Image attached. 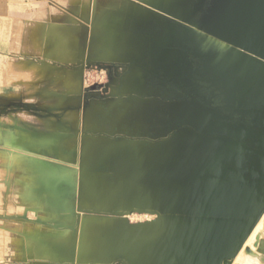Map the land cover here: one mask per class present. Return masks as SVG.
Returning <instances> with one entry per match:
<instances>
[{
    "label": "rangeland",
    "instance_id": "374dc122",
    "mask_svg": "<svg viewBox=\"0 0 264 264\" xmlns=\"http://www.w3.org/2000/svg\"><path fill=\"white\" fill-rule=\"evenodd\" d=\"M121 1L133 15L115 27L98 25L93 0L74 7V35L56 57L67 67H26L0 83V264H146L129 229L157 217L124 196L163 191L169 175L149 166L201 133L223 141L224 125L247 128L249 144L264 127V108L228 101L205 63L214 50L185 22L201 24L216 0ZM140 8L145 18L134 16ZM181 107L194 121L174 114ZM200 116L217 130L201 131Z\"/></svg>",
    "mask_w": 264,
    "mask_h": 264
},
{
    "label": "crops",
    "instance_id": "0c3cea01",
    "mask_svg": "<svg viewBox=\"0 0 264 264\" xmlns=\"http://www.w3.org/2000/svg\"><path fill=\"white\" fill-rule=\"evenodd\" d=\"M88 2L89 0H0V83H8L10 75L24 76L26 67L34 70L44 63L54 67H67V61L62 63L56 57L62 53L67 54V37L74 35V7L83 8ZM93 2V13L96 14L94 18L98 25L99 22L107 21L108 26L115 27L133 15L132 8L121 0ZM79 13L82 15L83 12ZM85 30L88 34V29ZM194 142L196 141H193V146L199 144V150L192 157V172L168 177L169 181H174L178 191H187L189 196L185 199L178 197L173 210L176 216L162 223L161 228L174 229L175 232L171 238L169 234L160 236L158 243L161 257L155 258L150 264H207L206 254L218 241L220 229L229 224V219L241 217L233 214L232 207H228L223 201L225 192L233 183L220 171H209L215 161V141L203 139L199 143ZM187 143H183L181 149L189 147V142ZM215 169L220 170V167L216 166ZM165 185L164 183L163 186ZM144 190L147 191L145 187ZM157 209L162 211L160 207ZM198 224L204 228V240L212 235V229L216 231L208 246L203 242L201 251H198L195 232ZM0 255L4 256L3 253ZM145 260L149 262L147 257Z\"/></svg>",
    "mask_w": 264,
    "mask_h": 264
},
{
    "label": "water",
    "instance_id": "95a60500",
    "mask_svg": "<svg viewBox=\"0 0 264 264\" xmlns=\"http://www.w3.org/2000/svg\"><path fill=\"white\" fill-rule=\"evenodd\" d=\"M143 2L147 3L146 1ZM235 14H240L242 20H238L235 25H232L229 19L232 17L231 15ZM185 22L202 33L206 50H214V52H209L208 60L205 63L207 67L213 68L214 82L219 81L221 86L226 89L228 101L235 103L238 109L247 111L263 109L264 0H216L210 10V15L206 16L201 24ZM196 126L201 128V131L210 133L217 130L214 123V130L203 128V125L200 127L198 123ZM230 128L237 129V134L230 133ZM221 129L226 132V138L220 142L214 140V160H217V168L220 167V170L216 171H220L233 184L253 187L255 197L250 217L241 216L240 218L229 219V224L220 229L218 241L206 254L207 264H232L245 240L264 213V128L260 130V134L253 144L243 141V137L246 140L250 138L249 130L243 126L224 125ZM204 137L202 133L199 137L195 136L196 142L194 143H199L200 140L205 139ZM227 143L237 144L242 148L239 162L235 157L220 155L221 147L224 153L228 151ZM190 146L195 147L189 142V148ZM185 148L177 151L182 159L190 158L184 151ZM226 162L230 163L231 166L225 164ZM164 173L174 176L173 173ZM168 177H166L167 182L165 184L169 187ZM174 185L175 183L172 182L171 186ZM151 208L134 209L133 211L156 215V220L131 225L130 228L161 224L160 217L163 214L167 215L168 212L158 211L156 207ZM112 214L124 217L130 215V212L112 211ZM169 215H171L169 218L176 216L174 211H171ZM233 233L235 238H229V235Z\"/></svg>",
    "mask_w": 264,
    "mask_h": 264
},
{
    "label": "bare ground",
    "instance_id": "6f19581e",
    "mask_svg": "<svg viewBox=\"0 0 264 264\" xmlns=\"http://www.w3.org/2000/svg\"><path fill=\"white\" fill-rule=\"evenodd\" d=\"M154 1H156V0H154ZM142 8L136 9L134 12V16L139 17V18L140 17L145 18L147 16L148 12H145ZM149 16H150V14L148 15V18H149ZM181 111L186 113V115L184 116L186 121H192L193 120L194 114L192 113V111H189V109L186 107H181L179 110H175L174 114L178 115ZM197 119H198V122L197 121L196 122L200 125V127L203 125L202 126L203 128H207L209 130H214L213 122H211V120H209L206 116H200ZM229 132L232 134H237V129L230 128ZM228 146H229V149L225 153L223 151V148L221 147L220 155L221 156L223 155V156L235 157L237 159V161L239 162L241 159L242 148L237 144H228ZM198 150L199 149H197V146H195V147L190 146V148L186 147L184 149V151L189 155L190 159L189 158L182 159L179 157L178 152L170 149L163 156V160L160 162L161 164L156 163L153 166L152 165L149 166L150 171H152V172L162 171V172L173 173V175L175 177L177 174L183 176L187 173H191L193 170V167H194L192 156H194V154L197 153ZM122 152H124V151L122 150ZM123 160L127 161V159L125 157ZM143 164H145V162ZM216 165H217V160L213 161V168H210L209 171H216V169H215ZM119 166H121L120 163H119ZM121 169H122V166H121ZM172 178L174 179V177H172ZM170 182H174V181H170ZM188 196H189V194L187 193V191H184V190L178 191L176 185H174V186L169 185V187L167 185H165V187H163V191L161 193L156 192L153 196H150V197H148V194L146 193V191L144 189H142L140 186H134L131 189V191L126 196H124L127 204L135 205V206L141 207V208H147V207H156L157 208V207H160L162 209V211L168 212V213H166L167 215L161 214L163 216V217L162 216L160 217L161 224L155 225V226H158L156 228L136 227V228L132 229V233L130 235L131 238L135 242L142 243L145 245V250H146V254H147V258H148L149 262H154L155 258L161 257V250H160L159 243H158V240H160V236L166 235L168 233L171 236L174 235L175 230L170 229V228H165V229L161 228L162 223L166 219L171 217V215H169L170 211L175 210L178 197L185 199ZM254 197H255V189L253 187L243 186L241 184H233L231 186V188H229L227 190V192H225V199H223V201L227 203L228 207H230V206L232 207L233 214L250 217V215L253 211ZM104 203L105 204L103 206H105V207L115 206L113 203H111L109 201L104 202ZM117 206H119V205H117ZM158 211H161V210H158ZM199 220L201 221V219H199ZM202 225H203V223H202ZM110 229H111V234L112 233L115 234V232H116L115 226L111 225ZM195 232H196V237H197V241H198V243H197L198 244V251H201L202 246H203L202 245L203 242H205L204 245L208 246L210 244L209 240L212 238V235L213 234L216 235L215 229H212L211 230L212 235L208 236V238L206 240H204V236H203L204 228L200 224H198V226L196 227ZM231 237H232V239H234L235 234L233 233L232 235H229V238H231ZM141 253H142V251H141ZM142 262H144V261H142ZM146 262H147V260H146ZM149 262H148V264H149ZM232 264H264V213L262 214L260 220L258 221L256 226L253 228V230L251 231V233L249 234V236L245 240L241 250L239 251V253L234 258V261Z\"/></svg>",
    "mask_w": 264,
    "mask_h": 264
}]
</instances>
